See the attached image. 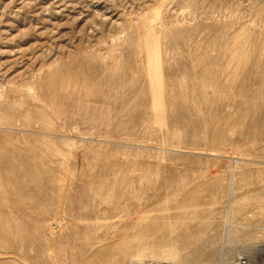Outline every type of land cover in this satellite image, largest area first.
<instances>
[{"label": "rangeland", "instance_id": "obj_1", "mask_svg": "<svg viewBox=\"0 0 264 264\" xmlns=\"http://www.w3.org/2000/svg\"><path fill=\"white\" fill-rule=\"evenodd\" d=\"M244 163L264 0H0V264H255L223 230L264 225Z\"/></svg>", "mask_w": 264, "mask_h": 264}, {"label": "bare ground", "instance_id": "obj_2", "mask_svg": "<svg viewBox=\"0 0 264 264\" xmlns=\"http://www.w3.org/2000/svg\"><path fill=\"white\" fill-rule=\"evenodd\" d=\"M243 163V162H242ZM258 163V162H257ZM253 164V163H244L245 165H250L251 166V169L252 170H254V171H256V176L257 177H262L263 178V180H264V164H262V165H260L261 164V160H260V164ZM249 166V167H250ZM243 167V166H242ZM248 167V168H249ZM264 182V181H263ZM263 199V198H262ZM259 201H260V199H259ZM258 201V202H259ZM257 203V202H256ZM261 202H259L258 204H260ZM258 204H256L257 206H255V204H254V206L255 207H258L259 206V209H260V207L261 206H263V204L260 206V205H258ZM264 207V206H263ZM263 209V208H262ZM264 210V209H263ZM236 211V210H235ZM261 212L260 213H262V210H260ZM234 212V211H233ZM237 212V211H236ZM264 212V211H263ZM233 214L231 213V211H230V214L228 215L227 214V216H225L224 217V232H225V238H226V243L228 242L229 244H232V243H234L235 241H237V240H242L243 242H245L248 246V249L250 250V251H252V252H256V251H264V225L263 226H261V227H258V225L257 224H255V226L253 225V224H251L250 223V221L249 220H247L248 219V217H243L242 219H236L234 216H232ZM263 215V214H262ZM247 218V219H246ZM253 218V217H252ZM255 218V217H254ZM259 220H261V219H259ZM222 223H223V221H222ZM260 224V223H259ZM260 226V225H259ZM255 228V227H257V230H255L256 232L255 233H258V234H260L259 235V237H261V238H263L262 240H260L259 241V239H258V242L257 243H255V244H253L252 243V245L250 244V243H248V241L249 240H251L253 237H252V235L250 234V232H249V228ZM259 228V229H258ZM223 230H221V231H223ZM253 231V230H252ZM251 231V232H252ZM224 232H222L223 233V235H224ZM221 233V232H220ZM253 233V232H252ZM254 233V234H255ZM222 235V234H221ZM258 236V235H257ZM223 237V236H222ZM255 240V239H254ZM202 241V240H201ZM257 241V240H256ZM250 242V241H249ZM250 244V245H249ZM247 249V250H248ZM258 253V252H257ZM254 255V254H253ZM238 256H244L246 259H247V261H248V263H249V259H248V256L247 255H245V254H238L236 257H235V262H236V264H241V262L240 261H236L237 259H239L240 257H238ZM181 257V255L179 254V251L178 250H176L175 249V247L174 248H163V249H155L153 252H152V254H151V258H153V259H160V260H167V261H173L174 262V264H183V262H182V258H180ZM184 258V257H183ZM240 260V259H239ZM184 261V260H183ZM258 261V260H257ZM256 261V262H257ZM185 262H186V260H185ZM144 264H145V262H144ZM226 264H228V263H226ZM229 264H231V262L229 263ZM255 264H257V263H255Z\"/></svg>", "mask_w": 264, "mask_h": 264}, {"label": "built area", "instance_id": "obj_3", "mask_svg": "<svg viewBox=\"0 0 264 264\" xmlns=\"http://www.w3.org/2000/svg\"><path fill=\"white\" fill-rule=\"evenodd\" d=\"M240 257L239 259H237L236 261H240L241 264H249L247 259L244 257V256H238ZM257 264H264V255L263 256H260L258 261L256 262ZM145 264H173L172 262L170 261H167V260H148L145 262Z\"/></svg>", "mask_w": 264, "mask_h": 264}]
</instances>
